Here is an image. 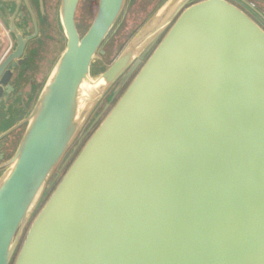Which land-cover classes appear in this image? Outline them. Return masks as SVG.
<instances>
[{
    "label": "water",
    "instance_id": "1",
    "mask_svg": "<svg viewBox=\"0 0 264 264\" xmlns=\"http://www.w3.org/2000/svg\"><path fill=\"white\" fill-rule=\"evenodd\" d=\"M126 1L98 0L81 35L79 0H60L64 49L23 119L0 134L1 148L24 127L10 156L0 152V264H264V26L228 0H162L92 78ZM10 9L0 6L15 40L0 62L7 123L9 80L32 37L8 21Z\"/></svg>",
    "mask_w": 264,
    "mask_h": 264
},
{
    "label": "flooded vegetation",
    "instance_id": "2",
    "mask_svg": "<svg viewBox=\"0 0 264 264\" xmlns=\"http://www.w3.org/2000/svg\"><path fill=\"white\" fill-rule=\"evenodd\" d=\"M10 3H0V6L7 7L11 6V12H8V21L12 20L16 26L18 32L22 34L23 38L32 35L24 46L23 54L21 55V61L17 62V65L13 69V73L9 80L11 86L13 87V92L10 93L8 104L12 106L9 108L10 121L7 123L4 117H0V127L7 124L9 127L12 123L17 122L20 118L24 117V111L27 110L34 102L36 95L41 88V85L49 72V68L56 58V53L64 46L65 36L58 24V7L60 0H9ZM128 5L132 4L134 7L137 4L149 6L153 3L151 8L145 13L142 22H144L149 15L159 6L162 0H127ZM203 0H189L188 7L193 3L200 2ZM234 3L243 10L248 11L249 15L254 18L259 25L264 26V18L259 15L260 12L264 16V0H228ZM56 17H57V27L52 20L50 14V7H56ZM141 22V23H142ZM1 25L5 28L11 47L14 45L15 40L13 36L8 33L6 27L0 20ZM77 26V24H76ZM89 27V26H88ZM87 30V29H86ZM79 31V30H78ZM55 33V34H54ZM80 33V32H79ZM81 34V33H80ZM82 35V34H81ZM65 40V41H64ZM59 46H61L59 48ZM63 50V48L61 49ZM9 52V51H8ZM7 54L4 55V57ZM2 58V60L4 59ZM95 59L93 60V62ZM92 62V64H93ZM112 63V62H111ZM110 63V64H111ZM144 61H142L137 68H140ZM91 64V72H92ZM109 64V65H110ZM108 65V66H109ZM108 66L100 65V71L103 72ZM136 68V70H137ZM126 72V71H125ZM135 72V71H134ZM131 76V75H130ZM128 76V78H130ZM121 82V86L124 84ZM120 86V87H121ZM112 88H109L106 93L102 96L98 102L96 108L93 110L89 118L92 120L101 113V111L110 105L109 97L111 96ZM106 108V110H107ZM105 110V111H106ZM88 127V126H87ZM85 128V130L87 129ZM23 126L18 127L14 131L10 132L8 135L1 139L4 146L0 148V152H3L4 157L2 160L7 159L12 151L14 150L20 135L22 133ZM84 130V131H85ZM83 131V132H84ZM4 131H0L2 134ZM72 151V150H71ZM1 160V161H2Z\"/></svg>",
    "mask_w": 264,
    "mask_h": 264
},
{
    "label": "rangeland",
    "instance_id": "3",
    "mask_svg": "<svg viewBox=\"0 0 264 264\" xmlns=\"http://www.w3.org/2000/svg\"><path fill=\"white\" fill-rule=\"evenodd\" d=\"M97 3H98V0H79L77 8H76V12H75V22H76L77 28H78V30H79V32L81 34H83L86 31V29L88 28V26L90 25L94 15H95V12H96ZM152 5H153V3L150 6L148 4H146L145 6H142L139 3V4L135 5L134 7H132V4L128 5V1H126L124 10H123L120 18L118 19L116 25L110 31L109 35L106 38V41L102 45V50L104 51V53L103 54H100V53L96 54L95 61L92 64V72H91V77L92 78H94L96 76L97 72L100 71V65L108 66L119 55V53L124 49V47L128 44V42L134 36L135 32L138 31L142 27V25L146 22V20L148 19L147 18L144 22H142V19L144 18L145 13H147L148 9L151 8ZM49 9H50V14H51L52 20L55 23V26L57 27V17H56L57 6L53 7V8L50 7ZM58 9H59V7H58ZM247 13H248V11H247ZM170 25L165 28V30L160 34V36L157 38V40L154 41V43L146 51L143 61H145L147 59V57L150 55V53L155 48L157 43L161 40V38L167 32V30L169 29ZM2 28H3L2 30L4 32H6V30H5V28L3 26H2ZM65 43L66 42H64V46H65ZM64 46L62 47L63 49H64ZM60 47L61 46H59V48ZM9 48H7V49H9ZM7 49L2 52V54H1L2 56H4L6 54V52L10 50V49L9 50H7ZM61 49L58 50V51H62ZM60 53L61 52H57L56 53V58L52 62L51 66L49 68V71H50L51 67L53 66V64L55 63V61L57 60V58L59 57ZM139 69L140 68H137V70H135V72H133L131 74L130 78H128V80L122 86L120 85L121 87L119 86L117 88L118 90L116 91L114 99L110 103V105L107 108V110L100 116V118L97 120V122H95V124L92 126V128H91L89 134L87 135V137L99 125V123L101 122L103 117L107 114V112L110 110V108L114 105L116 100L119 98V96L125 90V88L130 83V81L133 79V77L135 76V74L137 73V71ZM117 82H118V80L115 83H113L110 88H112L114 90L117 87V84H118ZM113 90H112V92H113ZM90 122H91V119L88 118V120L84 123V125H82L80 131L78 132L75 140L71 144V146H70L69 150L67 151V153H66L64 158H66L69 155V153L71 152V150L75 146L79 135L85 130V128L89 125ZM23 129H24V127L22 128V131H23ZM65 169L63 171H65ZM61 175L56 177L55 172H54L52 174L51 178L49 179V181L47 182V184L45 186V189H44V192H43V195H42V197L40 199V202H39L37 208L32 213L30 221H29L26 229L24 230V233L22 235V238L20 240L18 248L16 249V253H17V251H18V249H19V247L21 245V242H22V240L24 238L25 232H26L31 220L36 215V213L41 208V206L44 204V202L46 201L48 196L50 195V193L52 192V190L54 189V187L58 183L59 179L61 178ZM12 263H13V261H12Z\"/></svg>",
    "mask_w": 264,
    "mask_h": 264
},
{
    "label": "crops",
    "instance_id": "4",
    "mask_svg": "<svg viewBox=\"0 0 264 264\" xmlns=\"http://www.w3.org/2000/svg\"><path fill=\"white\" fill-rule=\"evenodd\" d=\"M3 28H2V25H1V23H0V62L2 61V58L4 57V56H2L1 54H2V52L4 51V50H6L7 48H11V44H10V41H9V38H8V35H7V32H4L3 30H2ZM9 46V47H8ZM9 48V49H10ZM9 49H7V50H9ZM8 52V51H7ZM7 52H6V54H7ZM30 108V107H29ZM28 108V109H29ZM3 112H2V108H0V117H3ZM24 115H25V111H24ZM23 119V117L22 118H20L18 121H20V120H22ZM17 121V122H18ZM17 122H15V123H12V120H11V125L10 126H13V125H15ZM9 126V127H10ZM8 126H7V124H5V125H3V126H1L0 127V131H4L5 129H7V128H9Z\"/></svg>",
    "mask_w": 264,
    "mask_h": 264
}]
</instances>
